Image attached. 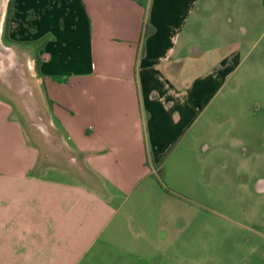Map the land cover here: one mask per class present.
Here are the masks:
<instances>
[{
  "label": "crops",
  "instance_id": "crops-1",
  "mask_svg": "<svg viewBox=\"0 0 264 264\" xmlns=\"http://www.w3.org/2000/svg\"><path fill=\"white\" fill-rule=\"evenodd\" d=\"M245 1L237 15L248 19ZM15 2L18 27L2 47L32 66L38 105L23 104L21 120L0 96V264H162L169 205L197 201L167 189L157 169L168 173L175 152H212L213 102L247 47L222 51L213 27L234 19L218 24L213 0ZM23 74L10 89L25 90ZM249 246L241 264L264 253Z\"/></svg>",
  "mask_w": 264,
  "mask_h": 264
},
{
  "label": "rangeland",
  "instance_id": "rangeland-1",
  "mask_svg": "<svg viewBox=\"0 0 264 264\" xmlns=\"http://www.w3.org/2000/svg\"><path fill=\"white\" fill-rule=\"evenodd\" d=\"M15 3L11 1L7 17L9 0H0V96L7 98L16 115L24 119L25 113L18 111H22L23 104L29 108L37 104V97L32 95L33 68L28 63L15 64L13 54L2 47V42L9 41V30L18 27L16 17H10L16 14ZM243 3L246 5L245 0H213L218 24L227 18L235 22L234 27L221 30L222 33L213 27V44L224 34L228 46L222 51L233 42L247 47L213 102L219 107L213 110L212 152L208 155L175 152L166 162L168 173H164L161 184L187 202L191 197L197 202L178 209L169 205L165 227L169 250L156 257L162 264H241L242 258H247L242 256L249 251L250 243L264 247V236H258L264 234V16H253L262 9L263 0H248L251 13L248 19L237 15ZM202 36L203 39L206 36L204 31ZM27 46L22 43L20 48L27 51ZM217 54L213 50V57ZM17 71L24 72L25 90L16 86L10 89L18 83ZM41 91L45 93L43 86ZM24 128L30 135L28 123ZM219 138L222 140L218 142ZM45 149L62 155L52 142H46ZM205 175H209V181H205ZM248 255L249 264H264L261 249Z\"/></svg>",
  "mask_w": 264,
  "mask_h": 264
},
{
  "label": "trees",
  "instance_id": "trees-1",
  "mask_svg": "<svg viewBox=\"0 0 264 264\" xmlns=\"http://www.w3.org/2000/svg\"><path fill=\"white\" fill-rule=\"evenodd\" d=\"M11 1L12 0H9L8 16L7 17H9V15L11 13V6H10ZM148 32H149V29H145V33H148ZM164 173H165L164 167L163 166H159L158 169H157V179H158V181L160 183H162L164 181Z\"/></svg>",
  "mask_w": 264,
  "mask_h": 264
}]
</instances>
